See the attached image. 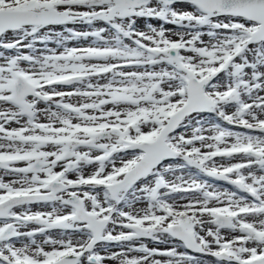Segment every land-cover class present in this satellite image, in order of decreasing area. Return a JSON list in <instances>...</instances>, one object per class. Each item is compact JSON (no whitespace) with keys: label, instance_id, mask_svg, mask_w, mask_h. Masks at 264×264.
Listing matches in <instances>:
<instances>
[{"label":"snow or ice","instance_id":"snow-or-ice-1","mask_svg":"<svg viewBox=\"0 0 264 264\" xmlns=\"http://www.w3.org/2000/svg\"><path fill=\"white\" fill-rule=\"evenodd\" d=\"M109 262L264 264V0H0V264Z\"/></svg>","mask_w":264,"mask_h":264},{"label":"rangeland","instance_id":"rangeland-1","mask_svg":"<svg viewBox=\"0 0 264 264\" xmlns=\"http://www.w3.org/2000/svg\"><path fill=\"white\" fill-rule=\"evenodd\" d=\"M152 23H154V24H158L159 22H157V21H152ZM141 26L143 27V23L141 22ZM166 27H169V28H171L172 26L171 25H167ZM57 31H61V29L60 28H57ZM7 179V178H6ZM217 183H223V182H217ZM230 187V186H229ZM144 205H142V204H138L137 205V207H143ZM149 246H155V245H149ZM208 260H211L212 258H207ZM109 264H111V262H109Z\"/></svg>","mask_w":264,"mask_h":264},{"label":"bare ground","instance_id":"bare-ground-1","mask_svg":"<svg viewBox=\"0 0 264 264\" xmlns=\"http://www.w3.org/2000/svg\"><path fill=\"white\" fill-rule=\"evenodd\" d=\"M151 247V246H150Z\"/></svg>","mask_w":264,"mask_h":264}]
</instances>
